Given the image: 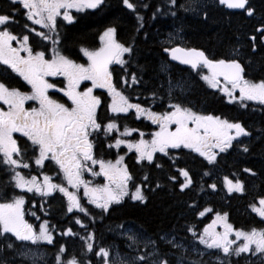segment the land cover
I'll use <instances>...</instances> for the list:
<instances>
[{
  "label": "snow or ice",
  "instance_id": "snow-or-ice-1",
  "mask_svg": "<svg viewBox=\"0 0 264 264\" xmlns=\"http://www.w3.org/2000/svg\"><path fill=\"white\" fill-rule=\"evenodd\" d=\"M103 3L104 0H10L8 11L0 10V64L6 65L12 72L18 74L25 82V86L30 87V91H23L0 80V157H2L0 163L14 173L10 178L14 182L13 189L35 191L44 196L59 191L67 198L68 213H73V210L77 209L86 216L88 210L82 206L81 198L75 191H69L63 182L53 183L51 177L44 175L43 183H40L36 176L26 179L21 172L16 171L21 166L29 167L28 163L23 162L29 149L34 155L36 165L42 166L45 161L54 162L63 180L73 189L82 186L83 197L102 213L110 212L111 206L120 205L125 197H130L132 201L138 202L139 206L147 208L151 195L165 188L159 181L151 186L147 174L143 176L141 183H135L127 166L123 164V156H117L115 161L98 156L96 148L103 144L101 134L104 140L110 139V134L118 131V124L117 118H109L106 123L100 119L98 109L103 102L99 96L93 94L94 89L107 90L111 97V102L107 105L109 112L120 114L135 110L137 118L143 116L157 126V130L150 133V140L144 139L145 133L139 132L140 138L137 140H126L117 136L114 143L107 145L108 148H119L123 144L129 151L134 149L137 163L147 161L148 164H155L156 168L163 169L162 164L155 162L154 154L167 155V150L183 147L198 153L209 165H215L218 163L219 154L226 153L234 146H238L243 153H249V145L244 144L240 138H253V133L241 119H229L197 111L190 100H182L181 95L195 85L184 80H177L174 85L167 62L160 66L161 72L169 73L167 110L157 112L153 111L151 106L145 107L140 103L131 102L113 82L111 66L114 64L121 66L125 75L120 77V81L126 86L139 85L142 82V76H138L135 71L129 74L128 67L134 66L141 73L145 72V67L133 64L135 39L127 44L118 41L114 26L105 28L99 36V47L79 48L87 58L85 63H78L71 55L65 54L66 50L61 47L62 38L57 32V17L62 14L63 20L71 23L74 18L69 14V9L77 11L97 9ZM122 3L127 9L136 12L137 5L130 0H122ZM218 3L226 5L228 9L243 10L247 17H253L257 12L251 0H218ZM170 4L176 6L177 0H170ZM208 7L209 5L200 3V0H188L187 4L179 5L185 12L194 11L197 15L202 12L205 21L209 18V12L202 9ZM21 9L24 10L27 20L55 34L53 38L44 31L36 32L43 40L51 41L53 45L51 49L43 51L34 49L29 42L28 34L20 37L10 30L8 25L16 23L14 17ZM171 14L176 15L175 12ZM136 21L135 32L138 33L143 29V16L138 12ZM24 27L29 26L25 24ZM30 31L36 30L32 28ZM257 38L260 44L264 45V13H261L259 26L254 29V34L247 37L252 52L257 50ZM13 42H16L15 47ZM163 52L167 53L171 60L190 66L200 80L209 88L223 93L229 103L237 102L244 109H247L248 101L259 102L264 106V63L254 64L251 59L243 62L239 45L230 53L234 58L210 57L200 48L181 47L179 44L165 47ZM52 77H62L63 86L58 88L56 82H50L49 78ZM84 83L90 86L84 87ZM177 87L180 89L179 95L174 93V88ZM50 90L63 93V97L66 98L64 102L53 99L49 94ZM150 95L154 101L157 92L152 91ZM30 101L38 106L26 107V103ZM132 131L138 130L124 127V135ZM258 131L260 135L255 138L256 140L264 138V129ZM17 133L20 134L19 137L14 136ZM19 140L23 143H19ZM93 166H98L99 171H95ZM177 171L184 178V182L179 183V189L183 192L193 181L184 168ZM243 171L256 175L252 168L246 167ZM85 172L94 177L102 176L105 183L93 185L91 181L83 179ZM204 175L207 176L209 173L205 171ZM167 179L176 181L175 176ZM130 182L134 189L131 191ZM224 182L229 193L244 191L243 182L238 178L233 181L226 176ZM208 187L215 190L216 184H210ZM6 188L7 185L0 189V254L11 252L13 257L22 258L21 264L29 258H32V264H37L36 253L30 245L39 248L40 242H45L54 246L56 242L52 230L54 226H50L47 220L40 222L38 228L29 223L25 219V195L16 194L14 190L9 194ZM258 204L259 207L251 205L252 210L264 218V197L258 198ZM211 211L210 208H204L198 215L204 216ZM226 217L227 213L217 212L212 223L206 225L202 232L197 233L193 226H188L187 231L206 249H216L226 258L233 254L240 256L242 253L264 258V229L252 228L248 231L233 229L231 224L225 222ZM75 223L87 228L79 217L75 219ZM217 223H222L223 232L214 230ZM118 227L123 229V225ZM233 231L235 240L229 238ZM121 234L126 237L127 248L133 253L141 254L125 253L121 256L117 252L113 256L110 248L99 247L97 250L91 243L94 239L92 232H87L82 239L87 252H94L95 256L102 258L103 264H110V258L111 264H206L202 259L188 260L190 251L185 249L183 244L177 243L174 237L169 239L168 233L158 235L156 239L146 236L143 229L139 231L127 229ZM61 235L68 236L74 233L71 228H67ZM241 239L242 243L237 245L236 241ZM141 244L143 249L140 247ZM161 244L167 247L168 251H163ZM181 249L184 251L180 252ZM65 252V245L61 244L55 255V264H91L90 260L81 261L75 256L64 260L62 254ZM176 252H180V255L176 256ZM206 254L203 251L197 252L199 257ZM43 255L41 253V259ZM216 259L220 260V256L217 255ZM0 264H8V260L0 259ZM12 264H15L14 259ZM220 264L224 262L221 260ZM261 264H264V259L261 260Z\"/></svg>",
  "mask_w": 264,
  "mask_h": 264
},
{
  "label": "trees",
  "instance_id": "trees-1",
  "mask_svg": "<svg viewBox=\"0 0 264 264\" xmlns=\"http://www.w3.org/2000/svg\"><path fill=\"white\" fill-rule=\"evenodd\" d=\"M130 2L137 5L136 12L143 16V29L140 32H135L137 26L136 12L127 9L123 3L121 4V0H104L101 7L76 14L73 23L76 28L71 30L73 33L68 40L74 43L90 40L93 44L99 30L109 26L116 27V39L118 41L127 44L135 39L136 50L133 55V64L145 67L144 73L137 71L134 66L128 67L129 74L135 71L138 76H142V82L139 85H131L129 80L131 86H126L118 77L114 80L117 88L121 89L130 98L131 102H133V97L137 95L136 92L140 93V97H147L152 91H156V100L159 99L155 103L157 112H159L161 106L169 103L167 99L169 73L160 71L161 64L167 62L174 85L177 80L189 81L195 85L190 91L181 95L182 100H190L197 111H202L200 100L203 97L204 113L221 115L229 119L239 118L253 133V139L259 136L260 132L258 130L264 129L263 110H254L250 114V119L248 113H243L237 105L228 103L222 99L221 95H213L208 91L210 89L208 85L199 79V76L190 69V66L171 61L168 54L163 52V48L179 44L182 47L200 48L210 57L231 58L233 56L230 53L233 48L239 45L243 62L251 59L254 64L264 63V50L249 58L245 55V50L251 47L247 37L253 29L248 25V19L244 11L228 10L223 5H219L217 0H201L200 3L209 5L207 9H202V11L207 10L209 12V18L205 21L202 12L197 15L194 11L185 12L179 8L180 4H187L188 0H177L176 6L171 5L170 0H130ZM251 3L257 10L255 17H260L261 12L263 13L264 10V0H251ZM144 5H147V7H144ZM157 8H159V11H157ZM173 12L176 13L175 16L171 14ZM154 13L155 17H153ZM145 33H147V37H145ZM125 59H127V54H125ZM119 71L123 76L125 75L121 70V66L115 68L116 73ZM174 93L179 95L180 89L178 87L174 88ZM107 105V102H103L99 108L100 119L101 115L105 116L107 120L117 118L118 131L124 130L125 126L132 129L136 125L132 113L126 116L113 115L108 111ZM244 115L248 118L243 119ZM111 138L110 135L108 144L111 142ZM254 143L251 145L249 153H242L241 156L228 162V165L225 166L226 173L224 177L227 176L233 181L238 178L245 187L250 186L249 189L246 188L247 191L259 192L264 189V138L255 139ZM98 151L99 146H97ZM108 153L110 155L112 153L121 154L131 169L132 160L130 156L127 157L131 151L121 148L117 152H113V148H108ZM176 153L179 156L173 157L172 155ZM162 160L160 164L163 165V169H155L154 175L156 181L164 184L165 188L156 192L148 202L147 208L124 201L120 205L111 206L108 213H102L100 209L92 206L88 210V215H83L82 222L87 225V232L94 234L91 243L94 244L97 250L99 247L110 248L117 247V245L121 247L122 239L120 237L122 234L120 233L125 229L118 226L125 225L138 230L143 229L144 234L153 239L165 233L177 235L179 238L184 237L190 251L187 259L202 258L198 257L191 249L195 237L187 231V227L193 226L198 231L201 225V222L197 219L198 206L196 204L201 185H203L204 190H207L208 184H223L224 177L216 178L209 174L204 175L202 178L199 174L200 162L189 151L185 155L180 150L171 151V161ZM246 167L252 168L256 175L245 173L243 169ZM171 168H184L189 172L193 183L183 193L177 190L176 183L166 180V172ZM0 184H4L3 181H0ZM49 201L51 203L47 209L50 217L62 221L64 217H61V205L53 199H49ZM226 210L230 211L231 209L229 207L222 209V211ZM88 217L90 218L89 222H85ZM66 221L70 223L69 218ZM55 223L57 222L52 220L50 225L54 226ZM61 225L64 227L66 222L59 224V226L55 225V227L61 228ZM79 229L82 231V228L76 226L75 231L79 233ZM87 232H81V235L74 239L55 242V244L64 242L68 245V248H72L71 254L66 253L63 256L64 260L75 256L81 261L90 260L91 264H101V258L95 256L94 252H87L85 248V242L82 238L86 236ZM160 247L162 249L161 245ZM51 254L53 260H55L54 250ZM0 259H7L8 264H12L13 259L15 264H21L22 262V258L13 257L10 252L0 254ZM204 261L209 264L206 259ZM28 263L24 261V264ZM51 264H55V261Z\"/></svg>",
  "mask_w": 264,
  "mask_h": 264
},
{
  "label": "flooded vegetation",
  "instance_id": "flooded-vegetation-1",
  "mask_svg": "<svg viewBox=\"0 0 264 264\" xmlns=\"http://www.w3.org/2000/svg\"><path fill=\"white\" fill-rule=\"evenodd\" d=\"M121 4H122V0H121ZM9 7H10V0H0V10L8 11ZM16 7L20 8L19 5H16ZM92 10H95V9H84L83 11H77L76 9H69L68 10L69 14L74 18L71 23H69L68 21H64L62 14H61V16L57 17V21H56L57 32L59 33L60 37L62 38L61 47L66 50L65 54L71 55V57L73 59H75L78 63H85L86 59H87L79 51V48L81 46L89 48V49L96 48L99 36L105 30V29H102V30H99L97 32L96 41L93 44L90 40L85 41V42H79V43H74L73 41L68 40L69 38H71L72 33H73L71 30L76 28L75 26H73V23L75 22L76 14L80 13V12L92 11ZM61 13H63V10H61ZM263 13H264V10H263ZM260 17L256 18L255 16H253V17H247L246 16V18L248 19L247 20L248 25L250 27H252V29H253L249 33L248 36H251L254 34V29L257 26H259ZM14 19H15L16 23H12V24L8 25L10 30L14 34H17L20 37H22L25 34H28L29 35V42L33 46L34 49L43 51V50L52 48L53 45H52L51 41L43 40L40 36L36 35V32L44 31V32L48 33L49 35H52L53 38L55 37V34L50 33L48 29L43 28L41 25H35L32 23V21L27 20L26 16L24 15L23 9H21L20 12L17 15H15ZM25 24H27L29 27L25 28L24 27ZM32 28H34L36 31L35 32L30 31V29H32ZM256 44H257L256 52H252L251 47H249L248 50H245V55L247 56V58H249L255 54L260 53L261 50H264V45L260 44L259 38H257ZM13 46L14 47L16 46V42H13ZM231 58H234V57H231ZM116 67H119V65L114 64L111 66V68L113 70V82L117 77L120 79V77L123 76V74H121L120 71L117 73L115 72ZM5 69H7V71H5ZM204 71H206V70H204ZM0 80H3L5 83L9 84L10 86L21 88V90H23V91H30V87L25 86V82L22 80V78H20L18 76V74L12 72L10 68H7L6 65L0 64ZM49 80H50V82H56L58 88L63 86L62 85V80H63L62 77H52V78H49ZM83 86L87 87V86H90V84L84 83ZM208 91H210L213 95H216V94L221 95L222 99L224 101L228 102V100L224 96V94H222L218 90L210 88ZM136 93H137V95L134 96L132 99L133 103H140L145 107L151 106L153 111H157L156 105H155L156 99L153 101V98L151 97L150 94L147 97L146 96L140 97V93L139 92H136ZM49 94L52 96L53 99H57L60 102H64V100L66 99L65 97H63V93H60L56 90H50ZM93 94L99 96L101 98L102 102H105V103L107 102V104H109L111 102V97L109 96L106 89H94ZM203 100H204V98L202 97V99L200 100L201 101L200 106L202 108V111L204 110L203 109ZM232 103L237 105L240 108V110H242L243 113L244 112L248 113L250 119H251L250 114L252 112H254V110L264 109V106H261L259 104V102H253V101L246 102L248 105L247 109L241 108L237 102H232ZM33 106H38V105H36L35 102H31V101L26 103V107H33ZM4 107L6 109V106H4ZM165 110H167V104H165L164 106H161L159 112H162ZM98 112H99V109H98ZM130 113H132L133 119L136 122V125L133 126L132 129L138 130V131H132L131 140L139 139L140 138L139 132L145 133L144 139L150 140L151 139L150 133L157 130V126L153 125L151 123V121L146 120L143 116L137 118L136 114H135V110H130L129 113H120L119 115L126 116ZM237 113H239V112H237ZM111 114H113V113H111ZM113 115H118V114H113ZM242 118L245 119L248 117L246 115H244ZM101 120L104 121L105 123L107 122V118L103 115H101ZM19 135L20 134H18V133L14 134V136H16V137H19ZM100 139L103 140V144L99 145V151L98 152H97V148H96V152L98 153V156L102 157L105 160L112 159V158L114 159V157H117V156H115L114 153H112V155H110L108 153V147H107L108 140L103 139V134H101ZM240 139L244 144L249 145L250 148H251V145H253V143L255 141V139H253V138L248 139L245 137H241ZM252 141H253V143H252ZM18 142L23 143L22 140H19ZM234 144H235V142H234ZM178 150H180L183 153V155H185L187 151H189L193 155H195V157L200 162L199 174L201 175L202 178L204 177L205 171H207L210 175H212L213 177H216V178L224 177V175L226 173L225 166L228 165V162L233 161L237 157L241 156V154L243 153L239 149L238 146H234L232 149H229L226 153H220L219 154L218 163H216L215 165H209L203 157L199 156L198 153H194L190 149H186V148L181 147L179 149L167 150V155H165L164 153H155L154 154V160L156 163H159V164L163 161L162 159L170 162L171 161V151H178ZM129 156H130V159L132 160L131 169H130L127 161H125L126 160L125 158L123 160V164L127 166L128 171L133 176L135 183H137V184L141 183L143 176L145 174H147L149 176V184L151 186H154L155 183L157 182L155 179V175H154L155 171L157 170V168L155 167V164L150 165V164H148L147 161L137 163L136 162V154H135L134 149L131 151V153L127 157H129ZM172 156L178 157L179 154L176 153V154H173ZM0 159H2V157H0ZM23 162L28 163L29 167L23 168L21 166V167H18L16 169V171L21 172V174L24 175L25 178H31L32 176H36L37 180L40 183H43V176L48 175L49 177H51V181L53 183H62L63 182V185L65 187H67L69 189V191H75L77 193V195L81 198L82 206L85 207L87 210H90V207H92V206L95 207V205L90 204L87 201V199L83 197V187L82 186L79 189H73L70 185L67 184L66 181L63 180V176H62V174L59 173L58 167L54 164V162L45 161L42 166L36 165L35 161H34V155L31 151V149H29L27 156L24 158ZM94 170L99 171L98 166H95ZM12 175H14V173L11 170H9L6 165H3L2 163H0V181H3V183H4V184H0V189H4L5 185H7V188L5 190L9 194H11V192L14 190L16 194H24L25 195V206H24V208H25V219L28 220L29 223H32L35 227H37V225H39V223L42 222L43 220H47L49 222V225L51 224L52 220L56 221L57 223H55V225H57V226H59V224L66 222V225L64 227H62V225L60 226L61 228L55 227V225H54V229H52V230L54 233L55 241H64L65 239H74L75 237H79L81 235V232H84V233L87 232V228H82L80 225L75 223V219L77 217H79L82 221V219H83L82 217H83L84 213L79 212L77 209H74L73 213H68L66 211L67 198L63 195V193H60L59 191H54L51 194L44 196L40 193H36L35 191L27 192L25 189H13L14 182L11 181V179H10ZM170 176H175L176 181H169L167 179V177H170ZM83 179L91 181L93 185H100V184L105 183V180L102 176H95L94 177L88 172L83 173ZM166 180L169 182L176 183L177 190L179 192H181L179 189V183H183L184 178L179 175V172L177 171L176 168H174V169L171 168L168 172H166ZM211 184H213V183H211ZM208 185H210V184H208ZM246 188L249 189L250 186L245 187V185H244V191L243 192L237 193V192L233 191V192L229 193L227 191V187L225 186V182L223 184H216L215 190L209 188L208 186H207V190H204L203 185H201L199 192H198L197 203H196L198 206L197 207L198 213L200 211H202L204 208H210V209H212V211L209 213H205L204 216L197 215L198 221L201 222V225H200L197 233L203 231L204 227L210 222V220L216 217L217 212H219L221 214L227 213V217H226L225 222L228 224H231L233 226V229H240V230H244V231H248L252 228H256L258 230L264 229V218H261L260 216H258L257 213L254 212L252 210V207H251V205H255L256 207H259L258 198L264 197V189L263 190L261 189L259 192H251L250 190L247 191ZM131 190H134V189L132 188V185L130 182V191ZM184 190H183V192H184ZM183 192H181V193H183ZM154 195H151L150 200L154 197ZM207 196H209V197L207 198ZM49 199H53V201H56L61 205V209H62V210H60V212L62 214L61 217H64V219L62 221H59L58 218L50 217V215L48 213V209H47L48 205L51 203L49 201ZM124 201H129L130 203H135L136 205H139L138 202L132 201L130 199V197H125ZM124 201L121 202V204L124 203ZM227 207H229L231 210L230 211H227V210L222 211L223 208H227ZM31 213H35V215H31ZM38 217H39V219H37ZM67 218H69L70 223L66 221ZM89 220H90V218L88 217L85 222H89ZM50 226H52V225H50ZM76 226L82 228V231H81V229H79L80 232L77 233L75 231ZM67 228H71L74 235L62 236L61 233ZM216 228H215V231H217V232H223L224 231L223 225L217 226ZM174 238L177 241V243L183 244L185 246V249H188L187 241L184 237H182L181 239H177V236H174ZM229 238L232 240L236 239L234 231L232 233H230ZM193 243H194V246L196 247L195 251H202L203 250V252L207 253V255L203 256L204 258L203 257L201 258L202 260H204V259L212 260V262H214L215 264H220L221 260L224 262V264H261V260L264 259V258L259 257V256H252L250 253H242L240 256H236L235 254H233L232 256L226 258L223 253H219L218 250H216V249L209 250V249H206L205 247H202L196 238L193 240ZM240 243H242V239L236 241L237 245ZM61 244H64L65 248H66V252L64 254H62L63 256L66 253H68V254L72 253V248L71 247L68 248V245L65 244L64 242H60L58 244H55L54 246L53 245H47L46 243H43V244L41 243L40 247L37 248L36 251H40L41 253L48 255L50 252H52L54 250L55 255H56V252H57V250ZM199 246H200V248L198 250ZM106 248H108V247H106ZM111 248L112 247H110V249ZM165 251H168L167 247H165ZM172 251L175 252L176 250H172ZM183 251H184V249L180 250V252H183ZM180 252H176V256H179ZM208 253L210 254V256ZM217 255L220 256V260L216 259ZM173 259L175 260V257H173ZM102 262H103V260L101 258V264H102Z\"/></svg>",
  "mask_w": 264,
  "mask_h": 264
},
{
  "label": "rangeland",
  "instance_id": "rangeland-1",
  "mask_svg": "<svg viewBox=\"0 0 264 264\" xmlns=\"http://www.w3.org/2000/svg\"><path fill=\"white\" fill-rule=\"evenodd\" d=\"M201 2V0H200ZM100 46V41L98 39V43H97V47ZM173 46H176V45H171L170 47H173ZM169 56V55H168ZM223 94V93H222ZM159 99H157L156 101H158ZM260 110H263L264 109H260ZM258 111V110H257ZM112 136L111 138V142L109 143H114V140L117 136H119V138L121 139H126V140H131V135H132V132L130 134H127V135H124V130L122 131H113V133L110 134ZM113 148V152H117L119 149L123 148L124 150L126 151H129V149L127 148L126 145H120L119 148L117 147H112ZM115 156H122L121 154H118V153H115ZM117 157H114V159H108V160H112V161H115ZM95 167V166H93ZM24 176V175H23ZM26 179H30V178H26ZM214 219V218H213ZM213 219L210 220V222L207 224H211ZM222 223H217L215 226H214V230L217 226H221ZM37 228H38V225H37ZM128 229H132L133 231H139L138 229H134L133 227L131 228H128ZM217 229V228H216ZM127 230V229H126ZM169 234V233H168ZM164 235V234H162ZM174 236H177V235H168V238L171 239L173 238ZM152 238V237H151ZM121 239H122V246L119 247V245H117V247H112L111 248V254L114 256L117 252L120 253L121 256H123L125 253H127L128 255H133V254H141V253H133L132 250L128 249L127 246H126V237L124 235H121ZM177 239H181L177 236ZM195 239V238H194ZM193 239V240H194ZM43 244L45 242H40V244ZM193 244V243H192ZM29 245H30V242H29ZM188 245V244H187ZM18 246V245H17ZM162 246V250L165 251V246L163 244H161ZM189 246V245H188ZM202 247H205L204 245H201ZM30 247L33 249V251L36 253V261H37V264H49V260H50V256L49 254H44L43 255V258L41 259V252L40 251H36L37 247L34 246V245H30ZM141 249H143V244L140 245ZM209 250H212V249H209ZM10 254H12L10 252ZM19 257V256H18ZM21 258V257H20ZM29 263L28 264H32V258H29L27 260ZM209 264H215L214 262H212V260H207ZM103 264V262H102ZM110 264H111V258H110Z\"/></svg>",
  "mask_w": 264,
  "mask_h": 264
},
{
  "label": "bare ground",
  "instance_id": "bare-ground-1",
  "mask_svg": "<svg viewBox=\"0 0 264 264\" xmlns=\"http://www.w3.org/2000/svg\"><path fill=\"white\" fill-rule=\"evenodd\" d=\"M128 228H130V227H128V226H123V229H128ZM121 230V229H120ZM121 234V233H120ZM121 238V237H120ZM192 238V237H191ZM196 241V240H195ZM199 248H200V246L198 247V250H199ZM196 254H197V252L198 251H195L196 250V247L194 246V243H193V246H192V248H191ZM201 250V249H200ZM203 251V250H202ZM210 253V252H209ZM208 253V254H209ZM207 255V254H206ZM49 256H50V260H49V264H51L53 261H55V260H53V255L51 254V252L49 253ZM209 256H210V254H209ZM18 256H16V258H17ZM199 257V256H198ZM28 262V261H27Z\"/></svg>",
  "mask_w": 264,
  "mask_h": 264
},
{
  "label": "water",
  "instance_id": "water-1",
  "mask_svg": "<svg viewBox=\"0 0 264 264\" xmlns=\"http://www.w3.org/2000/svg\"><path fill=\"white\" fill-rule=\"evenodd\" d=\"M217 2H218V0H217ZM225 8H227L226 7V5H223ZM228 9V8H227ZM228 10H231V11H237L236 9H228ZM174 47V46H173ZM182 47V46H181ZM169 59L171 60V57L169 56ZM171 61H173V62H177V63H180L179 61H174V60H171ZM188 66V65H187Z\"/></svg>",
  "mask_w": 264,
  "mask_h": 264
}]
</instances>
